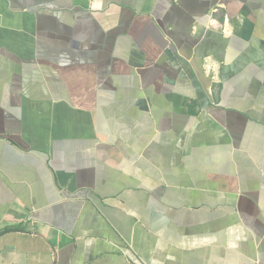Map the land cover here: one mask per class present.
Returning a JSON list of instances; mask_svg holds the SVG:
<instances>
[{
	"label": "crops",
	"instance_id": "0c3cea01",
	"mask_svg": "<svg viewBox=\"0 0 264 264\" xmlns=\"http://www.w3.org/2000/svg\"><path fill=\"white\" fill-rule=\"evenodd\" d=\"M0 264H264V0H0Z\"/></svg>",
	"mask_w": 264,
	"mask_h": 264
},
{
	"label": "built area",
	"instance_id": "2783aa9c",
	"mask_svg": "<svg viewBox=\"0 0 264 264\" xmlns=\"http://www.w3.org/2000/svg\"><path fill=\"white\" fill-rule=\"evenodd\" d=\"M207 66V65H206Z\"/></svg>",
	"mask_w": 264,
	"mask_h": 264
}]
</instances>
